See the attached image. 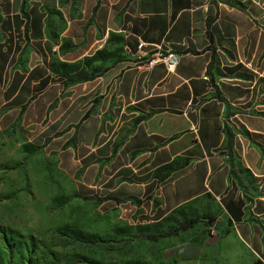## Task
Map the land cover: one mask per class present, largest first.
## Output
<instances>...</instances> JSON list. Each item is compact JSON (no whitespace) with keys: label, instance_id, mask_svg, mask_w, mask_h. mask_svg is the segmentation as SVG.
<instances>
[{"label":"crops","instance_id":"obj_1","mask_svg":"<svg viewBox=\"0 0 264 264\" xmlns=\"http://www.w3.org/2000/svg\"><path fill=\"white\" fill-rule=\"evenodd\" d=\"M11 128L106 220L197 218L168 256L264 257V0H0Z\"/></svg>","mask_w":264,"mask_h":264},{"label":"rangeland","instance_id":"obj_2","mask_svg":"<svg viewBox=\"0 0 264 264\" xmlns=\"http://www.w3.org/2000/svg\"><path fill=\"white\" fill-rule=\"evenodd\" d=\"M107 219L77 197L40 145L16 128L0 129V264H257L264 259L228 255L238 251L223 246L197 261H180L167 255V245Z\"/></svg>","mask_w":264,"mask_h":264},{"label":"trees","instance_id":"obj_3","mask_svg":"<svg viewBox=\"0 0 264 264\" xmlns=\"http://www.w3.org/2000/svg\"><path fill=\"white\" fill-rule=\"evenodd\" d=\"M78 79H79V77H78ZM197 221H198L197 218L184 219V220L178 222L177 224L169 227L168 229H166L164 231H159L157 233H144L142 230H137L135 228L134 229L137 230V232L141 233V237L143 239L148 240V241H152V242H156L160 238H163L166 236L176 235L178 233V231L185 230V229L191 227ZM131 228H133V227H131ZM259 260H260L261 264H264V262L261 260V258H259ZM259 260L256 261L257 264H260Z\"/></svg>","mask_w":264,"mask_h":264},{"label":"built area","instance_id":"obj_4","mask_svg":"<svg viewBox=\"0 0 264 264\" xmlns=\"http://www.w3.org/2000/svg\"><path fill=\"white\" fill-rule=\"evenodd\" d=\"M174 55H169L167 58H166V63L168 64V65H170V61H171V58H173L174 59ZM262 260V259H261ZM263 261V260H262Z\"/></svg>","mask_w":264,"mask_h":264}]
</instances>
